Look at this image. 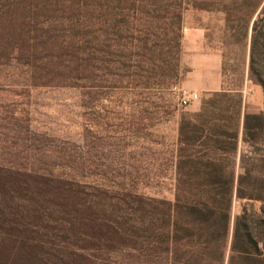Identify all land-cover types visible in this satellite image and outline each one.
<instances>
[{
  "label": "rangeland",
  "instance_id": "374dc122",
  "mask_svg": "<svg viewBox=\"0 0 264 264\" xmlns=\"http://www.w3.org/2000/svg\"><path fill=\"white\" fill-rule=\"evenodd\" d=\"M234 1L0 0L14 29L0 48V164L75 172L114 192L171 188L181 126L225 88L211 38ZM175 86L199 100L180 106ZM243 94L264 113L260 86L247 79ZM124 252L116 264H129Z\"/></svg>",
  "mask_w": 264,
  "mask_h": 264
},
{
  "label": "trees",
  "instance_id": "16d2710c",
  "mask_svg": "<svg viewBox=\"0 0 264 264\" xmlns=\"http://www.w3.org/2000/svg\"><path fill=\"white\" fill-rule=\"evenodd\" d=\"M222 10L211 45L225 88L181 126L171 188L114 192L75 172L0 164V264H116L122 251L129 264H264V113L243 94L247 79L264 93V0ZM10 18L0 12V48L13 43Z\"/></svg>",
  "mask_w": 264,
  "mask_h": 264
},
{
  "label": "built area",
  "instance_id": "2783aa9c",
  "mask_svg": "<svg viewBox=\"0 0 264 264\" xmlns=\"http://www.w3.org/2000/svg\"><path fill=\"white\" fill-rule=\"evenodd\" d=\"M174 91L177 93L179 104L182 107L190 106L199 100V94L197 92L184 89L180 86H175Z\"/></svg>",
  "mask_w": 264,
  "mask_h": 264
},
{
  "label": "crops",
  "instance_id": "0c3cea01",
  "mask_svg": "<svg viewBox=\"0 0 264 264\" xmlns=\"http://www.w3.org/2000/svg\"><path fill=\"white\" fill-rule=\"evenodd\" d=\"M217 90V89H216Z\"/></svg>",
  "mask_w": 264,
  "mask_h": 264
}]
</instances>
